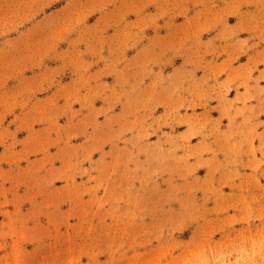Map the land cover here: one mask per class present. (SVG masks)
<instances>
[{
	"label": "rangeland",
	"instance_id": "rangeland-1",
	"mask_svg": "<svg viewBox=\"0 0 264 264\" xmlns=\"http://www.w3.org/2000/svg\"><path fill=\"white\" fill-rule=\"evenodd\" d=\"M0 264H264V0H0Z\"/></svg>",
	"mask_w": 264,
	"mask_h": 264
}]
</instances>
